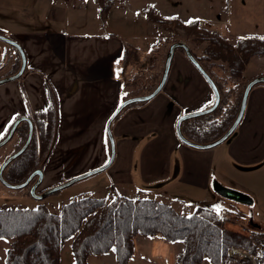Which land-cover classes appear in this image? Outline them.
<instances>
[{
	"label": "crops",
	"instance_id": "crops-1",
	"mask_svg": "<svg viewBox=\"0 0 264 264\" xmlns=\"http://www.w3.org/2000/svg\"><path fill=\"white\" fill-rule=\"evenodd\" d=\"M124 2L117 6L119 10ZM214 5L207 8L204 4L199 17L165 10L158 13L175 15L183 21L196 19L202 27L230 41L243 36L264 37V0H226ZM114 7L103 25L112 18ZM143 18L147 30L157 36L154 42L145 40L142 25L140 31L124 38L115 33L67 36L62 31L45 30H9L4 34L21 46L26 66L20 78L0 85V138L17 116L49 106L47 81L56 95V136L43 180L59 184L78 170L93 169L108 158L105 123L109 115L122 100L142 95L141 89L162 69L166 51L158 45L167 44L164 38L168 32ZM117 21L125 27L133 19L122 16ZM11 52L10 63L19 69L16 50L14 55ZM212 71L220 79L227 76L222 65ZM259 75H264L262 68L251 71L248 78L234 86L230 84L233 96L242 82ZM212 100L208 83L185 54L176 50L163 89L146 103L127 108L111 124L115 155L105 170L111 192L126 196L118 189L134 194L139 191L148 196L138 197L155 199H166L169 193L172 201L197 203L213 196L214 180L225 179L251 198L253 210L248 224L253 221L264 225V220L255 217L257 212L264 217V84L251 88L239 125L222 144L195 149L180 142L175 131L177 119L206 108ZM137 236L134 254L127 264H160L163 258L170 259L171 251L176 253L173 260L183 249V242L167 245L160 234L143 236L137 246Z\"/></svg>",
	"mask_w": 264,
	"mask_h": 264
},
{
	"label": "trees",
	"instance_id": "trees-1",
	"mask_svg": "<svg viewBox=\"0 0 264 264\" xmlns=\"http://www.w3.org/2000/svg\"><path fill=\"white\" fill-rule=\"evenodd\" d=\"M92 1L96 5L98 18L104 23L114 0ZM145 12L157 27L166 29L168 35L164 39L168 46L181 39L195 46L205 44L200 54L192 49L191 52L215 82L220 94L219 104L209 114L183 121L181 131L194 143L213 142L233 122L246 82L240 84L235 96L230 84L234 86L243 81L251 58L264 56V37L243 36L230 41L217 31L200 28L196 19L183 21L175 15L162 16L151 7ZM177 50L184 53L181 48ZM16 53L19 65L20 55L17 50ZM165 58L166 53L161 71L153 82L141 89L142 94L150 93L159 82ZM221 65L227 72L223 79L216 77L212 71L213 67ZM17 70L16 67L13 72ZM47 87L49 106L27 112L33 125L30 143L3 171V178L11 184L21 183L32 171L45 167L46 161L42 165L41 162L54 140L57 124L56 95L48 81ZM144 103L128 105L117 117L127 108ZM212 103L213 100L206 108ZM27 133V123L20 122L7 143L10 149L2 155L0 164L23 145ZM35 179L25 188L29 189ZM112 195L111 198L78 195L62 204L58 213L50 212L44 204L34 208H1L0 239L10 240L4 264H61V248L69 239L75 264H91L88 262L90 256L105 254L110 250H114L118 264H127L134 254V238L137 235L154 237L160 234L168 242H183V249L174 264H201L203 259L211 264H226L229 260L236 264H250L248 260L228 256L227 251L238 247L256 254L264 246V225L260 223L251 221L243 232L227 228V219L208 207L198 206L185 215L178 213L171 204L152 197L132 198L114 191ZM256 264H264V256Z\"/></svg>",
	"mask_w": 264,
	"mask_h": 264
},
{
	"label": "rangeland",
	"instance_id": "rangeland-1",
	"mask_svg": "<svg viewBox=\"0 0 264 264\" xmlns=\"http://www.w3.org/2000/svg\"><path fill=\"white\" fill-rule=\"evenodd\" d=\"M122 1L124 0H114V14L110 21L103 25L97 16L96 5L92 0H87V2L86 0H0V29L2 30V33L0 34L4 35L9 30H45L62 31L67 36H71L72 34L93 35L98 33H115L124 38V36H127L128 34H133V31H135V33L140 31L139 25H142L145 27L142 30L146 29L144 34L145 40L154 42L157 39V36L154 32L147 30V27L145 26L147 25V22L143 18L144 16L147 20H149L148 13L145 11L151 5V8L154 9L155 12L165 10L168 12H178L181 16L194 15L199 17L202 15L204 4L207 5V8H209L217 2L224 4L226 0H125L124 8L122 10L120 9V11L117 6L120 5ZM117 11L122 13L119 14L120 12L118 13ZM122 16L126 17L127 20L133 19V22H130L131 24L126 23L127 25L123 27V24L118 23L117 21V17ZM149 22L152 21L149 20ZM179 33L182 34L181 32ZM180 41L187 43L197 54L201 53L202 48L205 45L201 44L199 46H195L190 41L184 39H181ZM158 47L161 51H163L164 47L165 51H168L169 48L167 44L164 45L163 43L159 44ZM4 49L6 51H12V55L15 53L14 49L10 45L0 40V51H4ZM152 51L156 50L153 49ZM261 68L264 70V56L262 58H251L247 64L246 71L244 72V78H248L251 71L255 69L261 70ZM9 149L10 144H6L5 147L0 148V160L2 155L8 152ZM90 170L91 169H80L78 172L71 175V178ZM219 180L223 186H229L228 188L234 189L231 187L233 185H230V183H228L225 179L219 178ZM54 185L57 184L50 183V181L45 178L38 184L37 190H46ZM172 186V188L176 190L175 185L173 184ZM118 191H120V194H124L129 197H138L142 195L148 196L139 191L135 194L133 192H124L121 189H118ZM199 194L201 195V193ZM78 195L111 198L113 195L107 185L105 170L76 181L70 186L57 190L43 199H35L30 190L25 187L22 189H10L0 182V209L34 208L38 204H44L50 212L58 213L62 204L77 197ZM211 195H213L211 198H207L204 201H198L197 203L191 201H181L179 203L177 201H172L173 199H170L169 193L167 194L168 197L166 199L156 198L174 205L177 212L180 214L188 215L193 212L197 206H205L216 210L224 216L227 219L225 225L229 229L243 230L244 227H248V221L250 220L249 216L253 210V207L250 204L238 203L226 199L215 192H212ZM197 197L199 196L197 195ZM219 201H222L224 205L221 206ZM227 205H232V207ZM259 215L260 214L257 212L255 216L256 219L259 218L260 220H264V217ZM141 238L144 237L142 235L137 236V246H140L139 240ZM70 242V239L67 240L61 248V264H75L71 252ZM166 242L167 245H173L171 242ZM9 244V239H0V264H4L5 251ZM161 248H165L166 250V247ZM169 250L171 251V249H167L166 252H169ZM162 256L165 257L164 253H162ZM169 256H171L170 259L166 260L163 258L160 261V264H174L175 259L172 260L171 258H174L176 253L171 251ZM88 262L91 264H117L114 250H110L108 253L101 255H92L88 258ZM232 263L236 264L234 261ZM204 264L210 263L207 259H204Z\"/></svg>",
	"mask_w": 264,
	"mask_h": 264
},
{
	"label": "water",
	"instance_id": "water-1",
	"mask_svg": "<svg viewBox=\"0 0 264 264\" xmlns=\"http://www.w3.org/2000/svg\"><path fill=\"white\" fill-rule=\"evenodd\" d=\"M0 40L3 41L4 43L14 47L18 51L20 58H21V63H20V67H19L18 71L16 73L10 75V76L3 77L0 79V85H2V84H5L7 82L16 80L23 75V72H24V69L26 66V57H25V53H24L23 49L21 48V46L16 41H14L13 39H11L5 35L0 34ZM178 48H181L184 51V54H185L186 58L188 59V61L195 67V69L202 75V77L205 79V81L210 86L212 93H213V103L207 108L197 110V111H192V112L185 113V114L181 115L177 119L176 124H175L176 135H177L180 142H182L183 144H185L189 147L195 148V149H210V148H213V147H216V146L222 144L225 140H227L231 136V134L234 132V130L239 125V123L243 117V114H244L247 97H248V94H249L251 88L255 85H258V84H264V75L256 76V77H254V78H252L246 82V84L243 88V91H242L241 98H240V103H239L237 114H236L233 122L231 123V125L227 128V130L219 138H217L216 140H214L213 142H210V143H205V144L194 143V142L188 140L183 135V133L181 131V123L187 119L206 115V114H209L210 112H212L213 110H215V108L219 104L220 94H219V91H218V88H217L215 82L213 81L211 76L205 71V69L199 64L197 59L192 54L188 45L182 41H177V42L172 43L169 46L168 51L166 52V58L164 61L162 74H161L159 82L156 84L155 88L150 93L142 94V95H138V96H133V97H129V98L122 100L121 102H119L117 104V106L114 108L112 113L109 115V117L105 123V133H106V138H107V143H108V154L109 155H108V158L106 159V161L102 165H100L96 168H93L90 171H87L83 174L75 176L73 178H69L67 181L62 182V183L57 184V185H54L53 187H50V188H48V189H46L40 193H38L37 186L43 179V170L41 168H37L34 171H32L26 177V179L21 183L11 184V183L7 182L2 176L5 167L7 166V164L9 162H11L13 159L18 157L25 150V148L28 146L29 142L31 141L32 134H33V125H32L31 120L27 116H19L11 124L6 136L2 140H0V148L9 142V140L12 138V136L15 132L17 125L22 121L26 122L28 125V135H27V138H26L25 142L23 143V145L16 152L9 155L1 163V165H0V182L4 186H6L10 189H22V188L28 186L30 181L34 177H36L35 181L32 183L29 190L35 199H43L46 196H48L49 194H51L57 190H60L62 188L70 186L71 184H73L76 181H79V180L84 179L88 176H91L93 174H97L99 172L106 170L111 165V163L114 159V155H115V142H114L112 132H111V124H112L113 120L128 105L135 104V103L147 102V101L151 100L152 98H154L163 89V87L167 81V78H168V74H169V70H170V66H171V62H172L174 52ZM55 136H56V131H55ZM54 139H55V137H54ZM53 144H54V140H53L51 147L48 150L46 156L44 157L43 161L41 162V165L48 159V157L52 151ZM212 189L218 195H220L226 199L238 202V203L251 204V202H252L251 198L247 194H245L241 191H238V190H234V189L225 187L216 180H214L212 182Z\"/></svg>",
	"mask_w": 264,
	"mask_h": 264
},
{
	"label": "built area",
	"instance_id": "built-area-1",
	"mask_svg": "<svg viewBox=\"0 0 264 264\" xmlns=\"http://www.w3.org/2000/svg\"><path fill=\"white\" fill-rule=\"evenodd\" d=\"M202 22H199V27H202ZM244 232V229L242 230ZM227 255L232 258H239L248 260L251 264H256L264 256V246H262L256 254H251L244 249L232 247L227 251ZM233 261L229 260L226 264H231Z\"/></svg>",
	"mask_w": 264,
	"mask_h": 264
},
{
	"label": "flooded vegetation",
	"instance_id": "flooded-vegetation-1",
	"mask_svg": "<svg viewBox=\"0 0 264 264\" xmlns=\"http://www.w3.org/2000/svg\"><path fill=\"white\" fill-rule=\"evenodd\" d=\"M12 47V46H11ZM13 49H15L14 47H12ZM16 50V49H15ZM10 52L11 51H6L5 49H4V51H0V79L1 78H3V77H7V76H10V75H12V74H14V73H16V72H13L14 71V69H15V67H14V65L12 64V63H10ZM18 52V51H17ZM20 61H21V58H20ZM21 63V62H20ZM5 68V69H4ZM19 117V116H18ZM17 117V118H18ZM28 117V116H27ZM29 118V117H28ZM30 119V118H29ZM11 122H13V121H11ZM22 122H24V121H22ZM11 124V123H10ZM7 130H9V125H8V127L6 128V130H5V133H7ZM5 133H4V135L0 138V140L5 136ZM27 135H28V133H27ZM33 135V134H32ZM27 138V137H26ZM30 143V142H29ZM7 144V143H6ZM6 144L5 145H3L2 147H5L6 146ZM1 147V148H2ZM1 165V164H0Z\"/></svg>",
	"mask_w": 264,
	"mask_h": 264
},
{
	"label": "snow or ice",
	"instance_id": "snow-or-ice-1",
	"mask_svg": "<svg viewBox=\"0 0 264 264\" xmlns=\"http://www.w3.org/2000/svg\"><path fill=\"white\" fill-rule=\"evenodd\" d=\"M86 2H87V0H86ZM189 23H191V21H190ZM242 39H243V38H242ZM262 39H264V38H262Z\"/></svg>",
	"mask_w": 264,
	"mask_h": 264
}]
</instances>
